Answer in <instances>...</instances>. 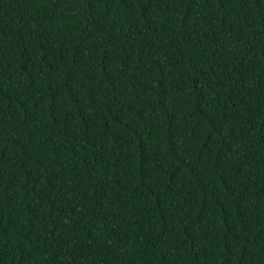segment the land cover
<instances>
[{
	"label": "trees",
	"instance_id": "obj_1",
	"mask_svg": "<svg viewBox=\"0 0 264 264\" xmlns=\"http://www.w3.org/2000/svg\"><path fill=\"white\" fill-rule=\"evenodd\" d=\"M0 264H264V0H0Z\"/></svg>",
	"mask_w": 264,
	"mask_h": 264
}]
</instances>
